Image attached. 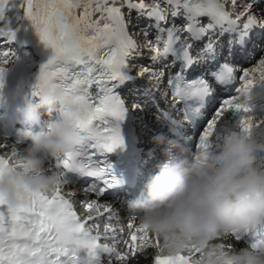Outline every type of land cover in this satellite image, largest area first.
<instances>
[{
  "label": "snow or ice",
  "instance_id": "6c2138e0",
  "mask_svg": "<svg viewBox=\"0 0 264 264\" xmlns=\"http://www.w3.org/2000/svg\"><path fill=\"white\" fill-rule=\"evenodd\" d=\"M260 4L261 0H247L243 6L237 0H164V6L158 0L152 4L146 0H0V107L6 93L11 99L30 102L42 91L54 92L59 113L81 140L41 173L61 171L63 187L36 193L18 188L16 208L6 207L0 197V264H193L201 255L195 245L186 252L164 255L160 239L136 223L137 217L125 210L129 219L121 223L111 202L103 200L121 184L108 158L123 151L125 135L137 130L138 123L146 127L139 114L149 106L157 109L156 122L167 129L161 133L169 138L173 137L169 129L176 132L169 139L194 149V159L212 149L217 123L225 112L250 111L244 98L253 83L264 81V57L241 70L236 95L206 117L215 85L237 76L230 62L235 50L246 47L255 29L264 30V8H259V14L256 11ZM133 12L137 19L151 22L142 30L150 65L140 66L135 76L131 62L141 55V46L129 30ZM178 18L183 21L179 26L174 22ZM151 29H155V42L147 39ZM224 36L229 37L227 59L221 63ZM200 41L203 46L193 54ZM9 57L14 58L11 68ZM210 62L212 67L207 66ZM157 64L161 66L152 67ZM201 66L193 78L191 74ZM145 74L154 84L129 109L121 89ZM165 75L167 90H162ZM10 82L14 87H9ZM240 125L248 137L259 126L247 116ZM26 143L24 131L0 136V181L23 168L20 161ZM82 181L92 182L82 187L95 199L87 195L81 199L71 191ZM242 234L227 235L239 242ZM224 247L231 251L234 245L226 241ZM251 248L262 249L255 243Z\"/></svg>",
  "mask_w": 264,
  "mask_h": 264
},
{
  "label": "clouds",
  "instance_id": "9594fccd",
  "mask_svg": "<svg viewBox=\"0 0 264 264\" xmlns=\"http://www.w3.org/2000/svg\"><path fill=\"white\" fill-rule=\"evenodd\" d=\"M17 116L27 143L23 168L0 181V197L9 208L19 205L18 188L36 193L63 187L61 171L41 173L81 142L59 113L54 92L42 91L34 101L23 102ZM40 119L44 127L33 133L30 128ZM151 143L164 159L143 183L142 194L127 202V212L160 239L163 254L176 255L195 245L201 255L193 264H264V249L224 247L228 233L245 232L264 218V171L255 167L264 137L258 141L233 134L196 159L161 134Z\"/></svg>",
  "mask_w": 264,
  "mask_h": 264
},
{
  "label": "bare ground",
  "instance_id": "6f19581e",
  "mask_svg": "<svg viewBox=\"0 0 264 264\" xmlns=\"http://www.w3.org/2000/svg\"><path fill=\"white\" fill-rule=\"evenodd\" d=\"M135 13V12H134ZM133 17L135 18H137V16H136V13L133 15ZM146 25H148V23L146 24ZM139 70V68H136V67H134L133 68V70H132V75H136V73H137V71ZM146 75V74H145ZM147 77H148V75H147ZM135 85H137V84H135L134 83V86H132V84H131V86L132 87H136ZM148 85V84H147ZM144 91V90H143ZM142 91V92H143ZM134 92L133 91H131V89L130 90H128V92H127V94L126 95H132ZM137 96H142L140 93L139 94H137ZM136 96V97H137ZM260 96H263L262 94H261V91H258L257 89L253 92V93H251V94H249V95H247L245 98H244V102L246 103V105H256V106H258V105H262V103L261 102H259L258 101V99H259V97ZM136 99V98H135ZM158 102H159V100H158ZM161 108H163V106H160ZM153 108V107H152ZM153 110L154 109H151V112H153ZM140 115V114H139ZM144 116V115H143ZM223 116H225V114L223 115ZM222 116V117H223ZM143 118V117H142ZM221 120V119H220ZM222 126L223 125H220V122L218 121V123H217V129L218 130H215V133H218L221 129H222ZM141 132V131H140ZM241 132H242V129H241ZM228 136V135H227ZM231 136V135H230ZM230 136H228V138L230 137ZM226 141V139L225 140H220V141H218L216 138H212V143L215 145V146H220L222 143H224ZM259 170H262V171H264V167L263 168H258ZM71 190H73V191H77L80 195H81V199H83L86 195L90 198V199H93V197H92V195L90 194V193H85L82 189H77V188H71ZM113 208V207H112ZM116 208H118V207H114L113 209H114V214H119L121 217H122V221H124V219L123 218H125L124 217V215L122 214V213H120L119 211V209L117 210ZM79 212L81 213V214H83L84 213V209L83 208H79ZM127 220V219H126ZM136 223H138V222H136ZM118 226V225H117ZM125 232H127V228H125ZM248 238V234L246 233V231L245 232H243V235H242V238H241V240L239 241V242H236V241H234V240H232L231 238L229 239V243H232L233 245H234V247L233 248H242V247H247L246 245H244V241H245V239H247ZM142 264H147V262H142Z\"/></svg>",
  "mask_w": 264,
  "mask_h": 264
},
{
  "label": "rangeland",
  "instance_id": "374dc122",
  "mask_svg": "<svg viewBox=\"0 0 264 264\" xmlns=\"http://www.w3.org/2000/svg\"><path fill=\"white\" fill-rule=\"evenodd\" d=\"M154 2H157V0H146V3H149V4H152ZM158 2L161 4L160 0H158ZM132 20V24L130 26H133V28H130L129 30L134 34V39L137 41V43L141 46L140 47V50H141V62L139 63L138 61L135 62V66L137 68H139L140 66H143L142 64H146V65H149L148 63V59H149V56H150V50L144 46V43H145V36L143 34V29H146V26H143V24H145V21H139L140 22V26L138 25L137 28H134L135 25H137V19L134 18L131 19ZM150 34V33H149ZM155 30L153 31L152 35L150 36V38H147L148 40H151L154 42V35H155ZM3 47L7 48V47H11V45H3ZM10 58V57H9ZM144 61V62H143ZM234 119H236V113H234L233 115ZM253 121L257 122L258 124H260L259 126V131H264V115H260L259 118H255L253 119ZM264 134V132H263ZM257 136V137H256ZM262 137H264V135L262 134H256L255 135V139L256 140H260ZM261 159H264V152L262 151H257V154L255 156V164L261 160Z\"/></svg>",
  "mask_w": 264,
  "mask_h": 264
}]
</instances>
